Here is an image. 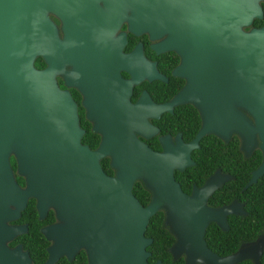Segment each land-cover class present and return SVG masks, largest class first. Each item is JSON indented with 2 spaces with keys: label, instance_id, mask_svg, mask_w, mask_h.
Instances as JSON below:
<instances>
[{
  "label": "water",
  "instance_id": "95a60500",
  "mask_svg": "<svg viewBox=\"0 0 264 264\" xmlns=\"http://www.w3.org/2000/svg\"><path fill=\"white\" fill-rule=\"evenodd\" d=\"M97 1L0 0V264H35L19 243L12 247L6 243L26 228L25 224H10L7 220L17 216L28 194L35 196L40 215L52 205L57 217L54 223L41 227L54 240L47 247L46 259L38 264H51L60 254L71 258L79 247L85 249L87 264H162L160 258L148 260L150 250L146 245L152 237L144 233L149 216L159 208L164 213L163 224L174 236L167 247L172 258L183 254L184 264H234L248 257L253 264H261L263 233L224 255L207 245L204 230L209 219L214 218L226 228L225 212L238 210L233 207L234 201L219 207L206 204L214 175L187 193L174 178L173 168L192 162L189 150L204 132L227 139L235 131L242 139V148H250L258 137L262 150L260 163L243 187L264 171V27L244 30L239 25L242 18L225 8H211L209 15L214 13V17L182 27L177 21L178 8L172 5L165 9L167 0H103L106 5L115 4L114 8L107 5L106 10H101ZM215 2L224 6L227 0ZM50 11L60 16L66 38L92 34L94 28H85L84 22H100L101 14L114 18L110 30L115 28V67L105 64L104 53L112 50L103 48L101 39H51L56 32ZM164 12L176 25H163ZM123 21L127 30H146L151 36L164 30L176 36L183 29L184 34L194 38L187 43L191 47L203 41L210 46V66L216 77L222 75L233 102L200 104L203 119L191 140L183 142L177 134V143L172 144L164 141L166 135L159 136L163 147L155 150L136 135L135 131L147 135L153 127L145 117L146 111L136 117V109L146 102L129 101L131 83L156 73L152 62L144 59L140 43L128 51L122 49L125 30L119 27ZM201 37L207 39L197 40ZM170 41L161 39L157 43L161 48L182 50L179 39ZM192 52L190 48L183 54L192 61ZM38 54L46 62L43 67L33 63ZM64 61L73 66L66 73L67 82L84 93L87 115L94 119L93 128L101 132L95 148L81 144L83 128L77 120L75 103L55 81L54 71L60 70ZM121 68L130 76L123 77ZM106 72L115 79V104L120 113L104 122L98 112L113 110L99 100ZM186 72L187 84L171 101L153 104L155 109H170L171 103L182 101V90L193 99L192 66ZM235 102L246 108L252 119ZM11 151L18 170L25 173L24 187L13 178L8 160ZM105 153L116 168L113 175L98 162ZM137 177L150 190L146 203L131 190Z\"/></svg>",
  "mask_w": 264,
  "mask_h": 264
},
{
  "label": "flooded vegetation",
  "instance_id": "af4514ba",
  "mask_svg": "<svg viewBox=\"0 0 264 264\" xmlns=\"http://www.w3.org/2000/svg\"><path fill=\"white\" fill-rule=\"evenodd\" d=\"M110 1L112 2V0ZM164 3L165 9H169L168 7L172 5L178 8L179 19L177 21H179L178 24L182 25V27L189 25L188 22L193 21L199 25L202 22L201 19H204L207 16L214 17V13L209 15L211 8L213 10H220V8H225L229 11L234 10L240 18H242L239 25L244 30L254 27H264V0H227V3H224V6H220V4L218 5L215 0H167ZM107 5L112 8L115 7L114 3H107ZM107 5L103 0L97 1V6L101 10H106ZM200 10L206 13H200ZM247 13H250L249 18H247ZM48 15L55 25L56 32V36L51 39H101L102 47L107 50H112V52L107 51L104 53L107 57L105 64L112 69L115 67V51L113 50L115 49V28L110 30L114 18L111 20L101 14L100 22H96L93 19L84 22L85 28L88 26H90V29L94 28L93 33L91 32L92 34L84 37L70 36L66 38L63 33L60 16L52 11L48 12ZM164 15L166 16V19L163 22L164 26L170 27L176 25V23L170 20L166 12H164ZM112 16L114 17L113 14ZM214 23L215 20L213 24ZM119 29L125 30L126 40L122 49L128 51L133 48L136 43H140V49L144 59L152 62L156 73L150 78L145 76L138 79L136 82H132L128 95L130 102H135L138 99L141 101L145 100L146 102V104L142 106L143 108L139 107L136 109V117L140 115L141 112L146 111L144 112L145 117L153 129L147 135L138 131H135V133L151 148L155 150L162 149L163 145L159 136L166 135V137H163L164 141H170L172 144L177 143V134H179L178 139L183 142L191 140L202 123L203 114L200 109V104H207L210 106L216 102L221 103L223 101L230 103L232 101V97L227 91L229 87L223 83L222 75L220 74L216 77L215 70L210 66L208 61L210 59L208 57V49L210 46L207 45V42L205 43L203 41L201 44L198 43L191 47L190 44L187 43L194 38L188 37L187 34H184L183 29H181L179 32L180 34L176 36L170 34L169 30H164L159 35L151 36L146 30L138 33L127 30L125 21L121 23ZM95 30L97 32H94ZM201 38L202 39L197 40L207 39L204 37ZM161 39H171V41L173 39H179L182 50L178 51L175 48L168 46L161 48V45L157 43ZM212 39H215V37ZM190 48L193 49L192 61L183 54L184 51H187ZM33 63L36 67H43L46 64L45 60L39 54L34 57ZM189 65L192 66V95L194 96V100L188 99L189 92L182 90L179 93L180 97L183 99L182 101L171 103L170 109L168 107L155 109V104H163L171 101L172 97L187 84L188 73L186 70ZM177 66H179L177 68L178 72H174V69ZM72 67L70 61H64L62 68L54 71V78L60 88L66 89L69 92L75 103L77 120L80 127L83 128L80 135L81 144L92 149L99 144L102 135L100 131L93 128V117L91 118L87 115V109L84 103V93L75 84L67 82L66 80V73L72 69ZM120 74L123 77L130 76L129 72L122 68L120 69ZM101 82L102 96L101 94L99 95V100H101L104 105H110L113 107V110L110 112L107 110H101L98 112V114H100V120L107 122L110 121L109 119H115V116L120 112L115 104L114 77L108 75V72H106L102 77ZM233 104H235V106L247 117L252 119L251 114L241 104L236 102ZM95 112L97 113V111ZM216 137L219 138L218 145L216 144ZM241 142L242 139L235 131H231L227 139H224L213 132H204L197 139V145L191 147L189 150L192 162L182 168H173L174 178L178 181L182 190L187 193H190L193 187L199 188L209 176L214 175L212 189L205 197L207 205L219 207L234 201L233 207L238 211L225 212L224 217L227 224L226 228H223L214 218L209 219L205 226L206 230L207 226L211 225V245H207L219 255H224L235 250L241 242L252 239L259 233L264 234V229L258 226L252 237L243 238L241 234H239V237L234 239L236 242L235 246L230 248L231 240L228 237V233L234 232L238 234L237 229L245 228V222L243 223L245 220L243 219L246 217H253L255 215V213L252 212L254 208L258 211L261 208L252 206L250 211L248 205L251 199H253V197L250 196V193L245 191L242 193L239 192L237 195L233 191L235 189V186L232 185V179L235 177L234 173L237 171L241 173L245 172V179L239 187L240 190H244L252 183H257L261 178L262 183L264 182L263 171L256 176L255 180L243 187L244 183L251 176L252 170L260 163L262 159V150L259 146L260 140L258 137L256 142L250 148H247V146L246 148H242ZM206 153L209 155H216L211 156L206 165H199L197 160H199V162L202 161L201 156ZM8 160L14 180L19 187H24L26 181L25 173L18 170L17 159L12 151L8 154ZM98 162L107 174L113 175L115 173L116 168L111 165L110 155L108 153L100 155L98 157ZM191 165L194 166L192 171L188 168ZM136 180H139L144 186L142 180L138 177L133 180V183ZM145 188L148 190L150 196V190L147 187ZM198 192H200V190H198ZM35 203V196L28 194L24 205L19 208L17 216L7 220L10 224H25L26 228L8 238L6 243L10 247L19 243L22 249L27 250L31 261L38 264L46 259L48 255L47 247L54 240L52 237H47L41 227L54 223L57 220V217L52 205H48L43 214L40 215ZM217 216L219 217L221 215L217 214ZM32 228L36 233V243L31 241L32 239L29 234V229L32 230ZM179 256L183 257V254H180ZM61 257L65 258V261H63L62 264H72V262L73 264H87V255L84 247H79L71 258H68L66 254H60L51 264H56ZM245 258L249 259L253 264L250 258Z\"/></svg>",
  "mask_w": 264,
  "mask_h": 264
},
{
  "label": "trees",
  "instance_id": "16d2710c",
  "mask_svg": "<svg viewBox=\"0 0 264 264\" xmlns=\"http://www.w3.org/2000/svg\"><path fill=\"white\" fill-rule=\"evenodd\" d=\"M217 138V137H216ZM218 139L216 144L218 145ZM216 153V152H215ZM213 155H209L208 153L201 156L202 161L199 162L197 160L199 165H206L209 158ZM190 171L193 170L194 166L188 167ZM235 177L232 179V185L235 186V189L233 190L237 195L242 192L248 191L250 193V196L253 197L251 201L249 202L248 207H250V211L252 206L253 207H261L260 210H256L255 208L252 210V212L255 213L253 217H246L243 220V223L245 222V228L237 229L238 234L234 232H230L229 239L231 240V247L235 246L236 242L234 241L235 238H238L239 234L243 238H249L252 237L255 234L256 228L262 227L264 229V182L262 183V178L257 183H252L251 185H248L244 190H240L239 187L243 180L245 179V172H235ZM247 174V172H246ZM247 176V175H246ZM260 182V183H259ZM132 190L134 194L138 197V199L142 203H146L149 197L148 190L142 185V183L139 180H136L133 183ZM257 213V214H256ZM258 215V216H256ZM163 218V211L162 209H157L155 212H153L147 221V224L144 229V233L146 235H150L152 237L151 241L146 245V248L150 250V254L147 256L149 261H154L156 258H160L162 264H184L183 257L179 256L177 258H172L170 255V252L168 251V245L172 242L174 236L173 234L168 230L167 226L163 224L162 222ZM237 226V225H234ZM30 230V236L31 241L36 243V233L35 231ZM211 225H208L204 237L206 240V243L208 245H211ZM222 234V233H221ZM220 234V235H221ZM227 234V233H226ZM38 236V235H37ZM65 261L64 257H61L60 260L56 264H62V262ZM260 262L261 264H264V249L260 255ZM73 264V262H72ZM201 264V263H196ZM236 264H252L249 259H242L238 261Z\"/></svg>",
  "mask_w": 264,
  "mask_h": 264
}]
</instances>
